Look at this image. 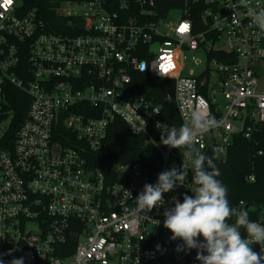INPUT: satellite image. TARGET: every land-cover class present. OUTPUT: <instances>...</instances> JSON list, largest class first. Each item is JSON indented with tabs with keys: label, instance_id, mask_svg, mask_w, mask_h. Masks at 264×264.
<instances>
[{
	"label": "built area",
	"instance_id": "obj_1",
	"mask_svg": "<svg viewBox=\"0 0 264 264\" xmlns=\"http://www.w3.org/2000/svg\"><path fill=\"white\" fill-rule=\"evenodd\" d=\"M44 1L45 10L31 0H0V141L13 117L7 98L14 90L29 98L13 148L0 147V259L200 264L195 249L177 252L182 241L163 227L172 197L193 194L192 162L186 187L165 193L163 206L141 212L135 198L158 174L181 167L183 150L160 144L161 132L180 127L194 109L220 121L196 137L201 152L221 148L226 156L239 136L258 145L264 33L245 3L259 9L264 0ZM147 80L171 81L162 102L144 91ZM169 105L179 126L167 118ZM116 120L152 144L159 161L118 164L108 183L89 154L106 147ZM245 179L257 181L254 172ZM238 207L264 224V203Z\"/></svg>",
	"mask_w": 264,
	"mask_h": 264
},
{
	"label": "clouds",
	"instance_id": "obj_2",
	"mask_svg": "<svg viewBox=\"0 0 264 264\" xmlns=\"http://www.w3.org/2000/svg\"><path fill=\"white\" fill-rule=\"evenodd\" d=\"M245 6L253 24L264 33V8ZM219 126L220 121L210 112L194 109L180 127L173 125L161 132L160 144L183 150L184 159L180 168L172 166L158 174L155 184L144 185L135 198L137 208L151 212L163 206L165 193L186 187L187 161H191L192 185L187 188L193 195L184 194L182 202L173 196L174 206L163 212V227L171 232L170 239L182 241L175 250L188 254L195 249L200 264H264V224L251 220L245 208L232 207L227 187L217 179L220 172L214 161L223 149L214 148L209 156L194 144L197 136ZM254 244L260 246V252L254 250ZM0 264H4L3 259ZM10 264H23V258L13 259Z\"/></svg>",
	"mask_w": 264,
	"mask_h": 264
},
{
	"label": "trees",
	"instance_id": "obj_3",
	"mask_svg": "<svg viewBox=\"0 0 264 264\" xmlns=\"http://www.w3.org/2000/svg\"><path fill=\"white\" fill-rule=\"evenodd\" d=\"M30 4L39 5L42 9H46L44 0H31ZM147 82L148 85L144 87V91L150 93L149 90H151V94L157 96L158 102H162L166 84L169 85L168 90L171 91V81L147 80ZM7 102L13 117L11 128L0 141V147L13 148L17 129L26 117L29 98L23 92L14 90L12 96L7 98ZM167 111V118L179 126V115L175 106L169 105ZM255 139L258 141L257 146L242 136L237 137L228 154L220 156L214 161L220 172L217 179L227 187L228 200L232 207H238L240 201H246L249 205L264 203V127L255 135ZM258 150H263V154L254 156V152ZM89 155L91 167L102 170L108 183L114 179L118 164L146 160L159 161V153L154 146L146 143L144 137L133 135L121 120H116L110 126L106 147ZM251 172L256 174L257 181L255 183H248L245 179L246 175ZM247 211L251 220L257 218V212L250 209Z\"/></svg>",
	"mask_w": 264,
	"mask_h": 264
},
{
	"label": "rangeland",
	"instance_id": "obj_4",
	"mask_svg": "<svg viewBox=\"0 0 264 264\" xmlns=\"http://www.w3.org/2000/svg\"><path fill=\"white\" fill-rule=\"evenodd\" d=\"M261 81L264 82V61L259 62L257 66Z\"/></svg>",
	"mask_w": 264,
	"mask_h": 264
},
{
	"label": "snow or ice",
	"instance_id": "obj_5",
	"mask_svg": "<svg viewBox=\"0 0 264 264\" xmlns=\"http://www.w3.org/2000/svg\"><path fill=\"white\" fill-rule=\"evenodd\" d=\"M183 30V29H182Z\"/></svg>",
	"mask_w": 264,
	"mask_h": 264
}]
</instances>
